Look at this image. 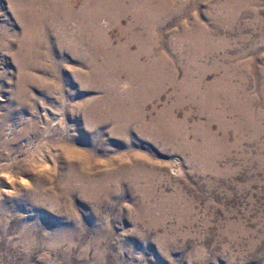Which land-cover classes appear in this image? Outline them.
I'll return each mask as SVG.
<instances>
[{"label": "rangeland", "instance_id": "374dc122", "mask_svg": "<svg viewBox=\"0 0 264 264\" xmlns=\"http://www.w3.org/2000/svg\"><path fill=\"white\" fill-rule=\"evenodd\" d=\"M0 264H264V0H0Z\"/></svg>", "mask_w": 264, "mask_h": 264}]
</instances>
